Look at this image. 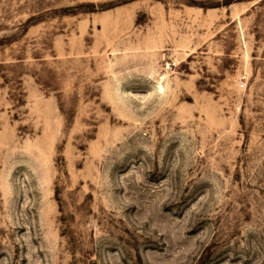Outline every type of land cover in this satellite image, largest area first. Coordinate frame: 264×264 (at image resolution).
<instances>
[{"label":"rangeland","instance_id":"1","mask_svg":"<svg viewBox=\"0 0 264 264\" xmlns=\"http://www.w3.org/2000/svg\"><path fill=\"white\" fill-rule=\"evenodd\" d=\"M0 264H264V0H0Z\"/></svg>","mask_w":264,"mask_h":264},{"label":"bare ground","instance_id":"2","mask_svg":"<svg viewBox=\"0 0 264 264\" xmlns=\"http://www.w3.org/2000/svg\"><path fill=\"white\" fill-rule=\"evenodd\" d=\"M162 88V87H161Z\"/></svg>","mask_w":264,"mask_h":264}]
</instances>
